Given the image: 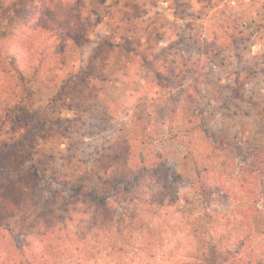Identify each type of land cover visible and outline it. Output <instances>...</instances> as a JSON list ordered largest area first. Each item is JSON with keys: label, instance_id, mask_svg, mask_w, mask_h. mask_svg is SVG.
<instances>
[{"label": "trees", "instance_id": "16d2710c", "mask_svg": "<svg viewBox=\"0 0 264 264\" xmlns=\"http://www.w3.org/2000/svg\"><path fill=\"white\" fill-rule=\"evenodd\" d=\"M123 1L122 10L126 1L137 4L0 3V264H264V228L259 226L264 210L258 199L264 192V146L254 134L239 132L240 138L236 132L211 130L197 107L193 82L183 101L168 103L166 136L185 148L189 188L203 201L199 214L182 209L189 201L185 196L163 189L169 175L153 144L164 134L155 126L125 139L120 161L101 160L95 178L50 169L51 162L41 155L46 127L31 115L32 83L55 85L70 66V46L88 21L82 11L97 14L101 23L113 18V7ZM220 30L212 33L204 53L208 62L219 49L238 47L246 37L235 25ZM115 36L111 28L100 47L145 65L151 75L139 87L141 95L154 100L173 90L179 73L175 65ZM248 78L234 75L229 101L244 99ZM73 79L67 76L63 86ZM254 110L264 129V107ZM224 201L232 207H224Z\"/></svg>", "mask_w": 264, "mask_h": 264}, {"label": "rangeland", "instance_id": "374dc122", "mask_svg": "<svg viewBox=\"0 0 264 264\" xmlns=\"http://www.w3.org/2000/svg\"><path fill=\"white\" fill-rule=\"evenodd\" d=\"M124 2L113 7V18L101 23L97 14L90 17L82 11L83 20L86 16L88 21L70 46V66L59 74L55 85L32 83L35 107L31 115L46 127L41 155L51 162L50 169L95 178L100 174L101 160L120 161L125 139L136 138L146 132V127L155 126L158 134H164L153 144L155 152L163 154L162 169L169 175L163 189L185 196L189 201L182 209L199 214L203 201L189 188L191 169L184 157L185 148L166 136L168 103L183 101L193 82L191 85L198 87L197 107L211 130L230 135L236 132L240 138L239 132L254 134L264 146V129L258 125L254 110L264 107V0H137L136 5L126 1L128 6L122 10ZM228 24L241 28L245 40L238 47L219 49L208 62L204 53L212 33ZM111 28L115 37L139 43V49L150 57L178 68L171 92L165 91L154 100L141 95L139 87L147 83L150 71L138 59L131 61L129 54L100 47ZM160 34L162 38H158ZM235 73L249 77L242 101L228 100ZM69 75L74 79L65 87L62 83ZM104 75L110 80L101 81ZM61 87L63 91L58 92ZM258 199L264 210V192ZM228 205L232 207L223 202L224 207ZM259 222L264 228V211Z\"/></svg>", "mask_w": 264, "mask_h": 264}]
</instances>
